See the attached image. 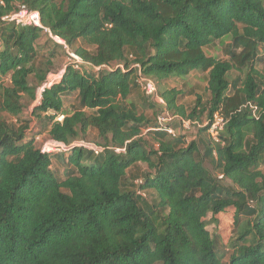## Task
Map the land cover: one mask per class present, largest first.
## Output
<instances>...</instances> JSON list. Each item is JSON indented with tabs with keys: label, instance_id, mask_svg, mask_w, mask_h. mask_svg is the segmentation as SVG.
I'll list each match as a JSON object with an SVG mask.
<instances>
[{
	"label": "trees",
	"instance_id": "16d2710c",
	"mask_svg": "<svg viewBox=\"0 0 264 264\" xmlns=\"http://www.w3.org/2000/svg\"><path fill=\"white\" fill-rule=\"evenodd\" d=\"M21 6L39 12L41 27L2 22ZM47 34L63 43L39 46ZM223 38L227 58L205 52ZM60 47L68 61L30 111L34 132L24 99L56 74ZM67 50L85 65L75 69ZM138 71L168 115L203 123L221 114L219 142L201 150L147 131L156 123L131 99ZM194 71L206 73L207 98L187 109L184 91L163 85ZM43 131L103 150L41 152ZM139 163L140 178L131 175ZM262 163L264 0H0V264H224L208 215L235 230L226 264H264Z\"/></svg>",
	"mask_w": 264,
	"mask_h": 264
},
{
	"label": "rangeland",
	"instance_id": "374dc122",
	"mask_svg": "<svg viewBox=\"0 0 264 264\" xmlns=\"http://www.w3.org/2000/svg\"><path fill=\"white\" fill-rule=\"evenodd\" d=\"M49 38L51 41H49ZM54 42H57L53 37L51 38L48 34L47 36L43 35L39 40L38 44L39 46L46 44L48 47L51 46ZM229 39L228 38H223L221 40H218L214 43L212 46L205 47V52L208 55H214L217 56L218 58L225 59L227 58V55L225 54V46L228 44ZM58 43V42H57ZM57 56L55 57V75H52L48 79V83H50L52 80L57 79L59 71L63 68L64 64L66 61H68L67 54L65 52L64 47H60L57 49L56 52ZM236 73L234 71H231L228 74V79L233 77ZM164 87H172L175 86L177 88H180L182 91H184V96L182 99V103L186 106L187 109H189L193 104L196 99V96L199 95L201 97L202 101H205L207 98V92H206V73H202L199 71H194L190 73L187 77L184 79H176V78H171L170 80L165 81ZM41 88L36 89V100L33 101H28L27 99H24L25 103V109L21 113V116L23 118H28L32 120V125L34 127V132H37L39 129V124L30 118V111L33 109L34 106H36L39 103L40 100V90ZM157 90V88H156ZM131 99L135 100L136 105L138 106V109L140 112H142L147 119L152 121V123H156V118L157 116L159 117H170L169 115L166 114L164 111V103L160 102L159 100L156 99V97H146L143 92L138 88L135 93L132 95ZM165 117V118H166ZM8 118V117H7ZM171 118V117H170ZM168 123L173 126L176 130V135H183L185 141H198L199 135L203 137V139L206 142H209L210 139L207 135V132L201 131V128L196 126V124H191L187 128H183L182 125L180 124L178 118L172 117L171 120L168 121ZM37 139H36V145L42 147V145L45 142H50L48 139H46V132H41L40 134H37ZM94 135L90 134L86 140L92 141L93 142ZM98 143H101V139L96 141ZM87 143V142H86ZM200 149L203 150V146L200 145ZM62 165V161L59 160ZM56 163L55 160H53V168L58 169L59 173L61 172L62 166ZM204 165L210 169L212 172H214V169L212 168V165L205 160ZM138 168H135V174L131 173L132 176L137 177H142L144 173L148 170L146 168V165L144 163H139L136 165ZM261 169L264 173V163L261 165ZM129 176V175H128ZM228 181H224L222 185H226ZM150 192L148 199H147V204L150 205V203L153 201V195ZM210 215L206 217L207 221V230L211 233V235L215 238L220 237L219 240H217L218 244V252L219 254L223 253V262L224 264L227 263L229 259V255L232 252V247L231 244L233 240L236 238V233L235 230L233 229V226L229 221H224L221 225L216 226L209 221ZM224 237V238H223ZM222 241H225L226 244Z\"/></svg>",
	"mask_w": 264,
	"mask_h": 264
},
{
	"label": "built area",
	"instance_id": "2783aa9c",
	"mask_svg": "<svg viewBox=\"0 0 264 264\" xmlns=\"http://www.w3.org/2000/svg\"><path fill=\"white\" fill-rule=\"evenodd\" d=\"M2 22L5 24H14V25H34V26H38L41 27V21H40V15L38 11H34V10H29L27 9L25 6H21L17 11L12 12L10 14H7L5 16L2 17ZM54 39L59 42V43H63L62 40H60L57 37H54ZM67 53L69 55V60L74 64V68L75 69H79L82 65H85V63H83L81 61V59L69 52L67 50ZM113 67V65H101L99 67H95V69H99V68H106L111 70ZM115 68L119 67V68H123L122 64H115L114 65ZM138 68V65H135V68ZM60 75V73H58V76ZM52 76V75H50ZM49 76V77H50ZM59 78V77H58ZM57 78V79H58ZM49 79V78H48ZM57 79H54L52 81H55ZM51 81V82H52ZM137 85L139 86V88L141 89V91L143 93H145L146 95L150 96V97H156L157 100H159L160 102H163L162 98L158 95L157 90H156V85L155 83L150 79L147 78L145 76H142L140 74V72L138 71L136 79H135ZM49 82V81H48ZM44 83L40 88L41 92L44 89V87H48L50 83ZM40 92V94H41ZM164 103V102H163ZM167 114V113H166ZM168 115V114H167ZM170 116V115H169ZM166 117V116H165ZM159 117L157 116L156 118V124L154 127H149L146 130H161L166 132L169 136L171 137H175L176 136V130L173 126H171L168 121L171 120L172 116L170 117ZM180 124L182 125L183 128H187L189 127L191 124H196V126L198 127H207V135L209 137V139L214 142L217 143L219 142V134L223 129L224 126V118L221 114L219 113H215L213 115V119L211 122L208 121H204L203 123H198V122H192L190 120H185V119H178ZM50 142H45L42 147H40L41 152H52V151H66L68 149H70L73 146H82L85 147L89 150H92L95 154L98 152H101L103 150V148L101 146H97L95 144L92 143H86L84 141H74L70 144H64L62 142L59 141H54V140H49ZM117 152H123L124 148H117L115 149ZM214 158L216 157V153L213 152ZM219 178H222V175L218 176Z\"/></svg>",
	"mask_w": 264,
	"mask_h": 264
},
{
	"label": "crops",
	"instance_id": "0c3cea01",
	"mask_svg": "<svg viewBox=\"0 0 264 264\" xmlns=\"http://www.w3.org/2000/svg\"><path fill=\"white\" fill-rule=\"evenodd\" d=\"M197 140L199 141L200 145L204 146L205 140L203 139V137H201V135H199Z\"/></svg>",
	"mask_w": 264,
	"mask_h": 264
}]
</instances>
